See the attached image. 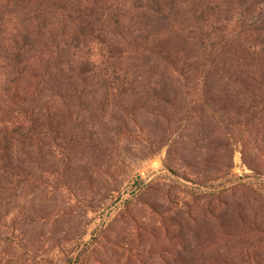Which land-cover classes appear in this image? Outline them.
<instances>
[{
	"label": "rangeland",
	"instance_id": "374dc122",
	"mask_svg": "<svg viewBox=\"0 0 264 264\" xmlns=\"http://www.w3.org/2000/svg\"><path fill=\"white\" fill-rule=\"evenodd\" d=\"M11 1L0 0V264H264V99L234 82L237 59L193 64L199 50L173 32L125 39L112 55L130 84L106 98L104 72L63 52L7 65L21 30L19 14L2 15Z\"/></svg>",
	"mask_w": 264,
	"mask_h": 264
},
{
	"label": "trees",
	"instance_id": "16d2710c",
	"mask_svg": "<svg viewBox=\"0 0 264 264\" xmlns=\"http://www.w3.org/2000/svg\"><path fill=\"white\" fill-rule=\"evenodd\" d=\"M23 1L12 0L1 7L2 15H20L21 30L14 31L12 46L1 52L7 65H23L28 55L39 64L46 59V64L53 54L63 52L72 63L80 59L79 65L104 72L100 80L104 97L117 93L122 98L130 81L127 69H121L112 55L113 46L130 38L149 42L166 31L173 32L175 42H190L199 50L193 64L201 60L215 67L226 59H237L234 82L243 93L249 84L254 85L258 95L251 98L264 99V0H100V4L97 0H52L50 7L37 5L28 11ZM185 14L188 25L181 24ZM252 17L259 19L248 24ZM144 29L148 31L141 34ZM156 56L167 60L161 52ZM174 64L185 67L180 59ZM14 74L4 75L6 84L14 83Z\"/></svg>",
	"mask_w": 264,
	"mask_h": 264
}]
</instances>
